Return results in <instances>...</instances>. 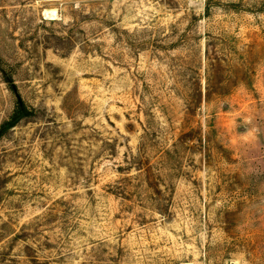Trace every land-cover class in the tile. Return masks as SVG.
I'll return each mask as SVG.
<instances>
[{"label": "rangeland", "instance_id": "374dc122", "mask_svg": "<svg viewBox=\"0 0 264 264\" xmlns=\"http://www.w3.org/2000/svg\"><path fill=\"white\" fill-rule=\"evenodd\" d=\"M0 264H264V0H0Z\"/></svg>", "mask_w": 264, "mask_h": 264}, {"label": "trees", "instance_id": "16d2710c", "mask_svg": "<svg viewBox=\"0 0 264 264\" xmlns=\"http://www.w3.org/2000/svg\"><path fill=\"white\" fill-rule=\"evenodd\" d=\"M25 110V111H24ZM24 112H26V109L24 108V107H19V109H18V113H16L15 114V116H14V120L19 116V115H21V114H24Z\"/></svg>", "mask_w": 264, "mask_h": 264}]
</instances>
